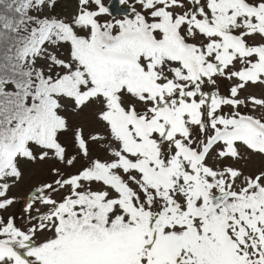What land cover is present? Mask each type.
<instances>
[{
  "label": "snow or ice",
  "instance_id": "1",
  "mask_svg": "<svg viewBox=\"0 0 264 264\" xmlns=\"http://www.w3.org/2000/svg\"><path fill=\"white\" fill-rule=\"evenodd\" d=\"M0 264H264V0H0Z\"/></svg>",
  "mask_w": 264,
  "mask_h": 264
}]
</instances>
